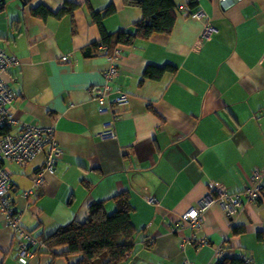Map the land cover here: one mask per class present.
<instances>
[{
	"label": "crops",
	"instance_id": "1",
	"mask_svg": "<svg viewBox=\"0 0 264 264\" xmlns=\"http://www.w3.org/2000/svg\"><path fill=\"white\" fill-rule=\"evenodd\" d=\"M172 1L176 21L169 35L85 58L82 50L100 39L91 13L113 5V15L102 20L113 34L132 32L141 10L123 0H0V47L19 61L3 76L16 93L10 132L51 128L63 151L54 174H44V186L34 191L47 148L24 167L7 164L9 197L21 226L47 238L84 222L95 202L112 213L114 196L127 193L137 233L124 264H216L219 245L223 256L244 254L264 264V199L243 200L232 216L213 203L197 230L181 223L215 188L229 195L252 183L264 188V0L226 9L218 0H198L206 15L200 18L190 13L189 0ZM69 3L75 8L60 17L32 14L37 6L55 13ZM207 26L212 32L203 36ZM113 65L119 74L108 82L107 102L128 100L113 107L115 137L102 138L112 118L93 90L103 88ZM147 67L170 69L154 80L143 77ZM234 227L243 232L233 235ZM201 241L206 244L198 246ZM17 255L0 214V264H19ZM27 264L67 262L38 252Z\"/></svg>",
	"mask_w": 264,
	"mask_h": 264
},
{
	"label": "trees",
	"instance_id": "2",
	"mask_svg": "<svg viewBox=\"0 0 264 264\" xmlns=\"http://www.w3.org/2000/svg\"><path fill=\"white\" fill-rule=\"evenodd\" d=\"M123 2L139 8L142 12V17L133 24L134 30L118 31L113 34L104 31L102 20L113 15L115 12L113 5L91 13L92 21L100 29V39L82 50L85 58L94 57L99 53L113 54L116 48L130 47L137 39L148 40L155 33L169 35L172 32L176 21V7L172 0H123ZM198 4V0H189L190 13L198 10ZM74 8L75 5L69 3L54 13L45 6H37L32 10V14L41 18L50 15L60 17L65 13H71ZM169 69L147 67L143 77L157 80ZM9 132V127H5L0 131V135ZM112 200L115 210L110 214L106 213L103 202H95L88 208L84 222L72 221L59 227L47 238L35 236L43 242V247L39 248L38 252H45L51 256L59 255L67 264H124L133 252L137 233L130 219L133 208L127 193H119ZM242 232V227L232 228L235 236ZM263 236L264 234L259 233V238ZM216 264L247 263L240 257L223 256Z\"/></svg>",
	"mask_w": 264,
	"mask_h": 264
},
{
	"label": "built area",
	"instance_id": "3",
	"mask_svg": "<svg viewBox=\"0 0 264 264\" xmlns=\"http://www.w3.org/2000/svg\"><path fill=\"white\" fill-rule=\"evenodd\" d=\"M223 9L235 5L239 0H218ZM194 15L198 18L206 17L203 11L197 10ZM212 28L207 26L202 35L209 36ZM116 52L113 57H116ZM63 61H69L67 57L62 58ZM19 64L16 56L7 53L0 47V131L5 127H10L15 123L13 116L12 104L16 98V93L10 85L4 80V74L13 66ZM119 71L115 65L111 66L105 74L106 84L102 89H94L93 95L97 104L101 109L111 113L112 120L109 121L105 132L101 133V137H115L113 130V120L117 118L114 111V105L126 104L128 100L127 95H121L113 103L107 102V96L110 93L108 82L115 79ZM47 148L44 165L33 175L32 191L42 188L45 184L44 174L53 175L55 172V165L57 160L61 157L63 151L57 145L51 128H36L33 126H22L19 133H6L0 135V214L6 221L7 227L11 230L15 243L18 249L17 261L19 264H27L28 260L43 247V242L26 231L20 224V219L17 211L13 206L9 195L11 191L10 172L7 170V164H13L18 167H24L40 153ZM255 172V177L258 176ZM219 188L212 190V193L201 200L199 205L191 208L181 217L182 226H188L192 230H197L202 226V217L207 208L213 204H219L228 216L234 215L237 210L242 207L243 200L251 203H259L264 199V188L261 185H254L247 188L241 195H229ZM154 200L150 199L152 203ZM205 241L199 242L198 246H204ZM180 244V248H183ZM215 254L218 260H221L224 255V246L219 245L215 247ZM247 264H252L250 258L244 254L240 255ZM183 264H191L189 261H184Z\"/></svg>",
	"mask_w": 264,
	"mask_h": 264
},
{
	"label": "rangeland",
	"instance_id": "4",
	"mask_svg": "<svg viewBox=\"0 0 264 264\" xmlns=\"http://www.w3.org/2000/svg\"><path fill=\"white\" fill-rule=\"evenodd\" d=\"M103 110H105V109H103Z\"/></svg>",
	"mask_w": 264,
	"mask_h": 264
}]
</instances>
